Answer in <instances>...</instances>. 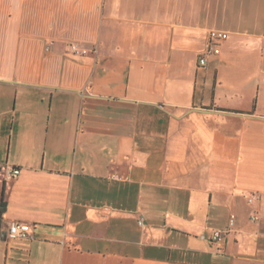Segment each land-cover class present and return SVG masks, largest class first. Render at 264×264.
<instances>
[{"label": "crops", "instance_id": "obj_1", "mask_svg": "<svg viewBox=\"0 0 264 264\" xmlns=\"http://www.w3.org/2000/svg\"><path fill=\"white\" fill-rule=\"evenodd\" d=\"M0 202V264H264V0H0Z\"/></svg>", "mask_w": 264, "mask_h": 264}, {"label": "built area", "instance_id": "obj_2", "mask_svg": "<svg viewBox=\"0 0 264 264\" xmlns=\"http://www.w3.org/2000/svg\"><path fill=\"white\" fill-rule=\"evenodd\" d=\"M228 33L220 30H211L208 34V40L203 53L198 58V65L204 67L207 63L208 57L218 56L220 54L221 45L226 41ZM71 50L75 53L84 54L86 50L78 49L75 45H71ZM18 169L12 171V175H17ZM254 197H250L248 202H252ZM255 219V218H253ZM233 226V220L230 219L229 227ZM227 234V231H214L211 240L216 242ZM31 236V227L26 223H12L9 227L7 237L11 240H28Z\"/></svg>", "mask_w": 264, "mask_h": 264}, {"label": "trees", "instance_id": "obj_3", "mask_svg": "<svg viewBox=\"0 0 264 264\" xmlns=\"http://www.w3.org/2000/svg\"><path fill=\"white\" fill-rule=\"evenodd\" d=\"M3 209H4V204L0 202V213L3 212Z\"/></svg>", "mask_w": 264, "mask_h": 264}]
</instances>
